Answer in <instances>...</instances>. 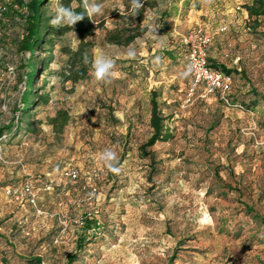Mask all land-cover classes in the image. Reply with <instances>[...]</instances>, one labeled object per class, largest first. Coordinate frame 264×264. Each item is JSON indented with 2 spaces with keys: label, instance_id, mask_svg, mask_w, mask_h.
<instances>
[{
  "label": "rangeland",
  "instance_id": "1",
  "mask_svg": "<svg viewBox=\"0 0 264 264\" xmlns=\"http://www.w3.org/2000/svg\"><path fill=\"white\" fill-rule=\"evenodd\" d=\"M2 1L0 124H16L24 120L26 89L17 49L22 10L18 0ZM253 1L160 0L142 22L154 14L158 36L145 38L146 29L117 45L106 34L132 0H90L101 7L87 38L92 56L109 53L117 75L96 84L91 68L83 81L64 80L60 44L48 71L39 69L35 86L48 98L26 119L33 129L21 125L0 139V264H65L83 233L80 218L93 215L98 225L73 264H264V224L245 206L264 217V16L249 17L245 5ZM197 27L213 36L210 60L233 70L230 95L241 106H227L216 93L202 96L200 88L186 102L192 80L180 76L188 66L181 38ZM71 33L64 43L76 47L79 36ZM130 46L135 58L125 54ZM152 89L173 137L141 150L152 132ZM59 110L70 120L56 133L49 122ZM105 149L117 153L119 173L100 162ZM67 166L78 170L77 180L63 178ZM92 169L97 191L87 200ZM26 179L37 190L36 206L6 193Z\"/></svg>",
  "mask_w": 264,
  "mask_h": 264
},
{
  "label": "trees",
  "instance_id": "2",
  "mask_svg": "<svg viewBox=\"0 0 264 264\" xmlns=\"http://www.w3.org/2000/svg\"><path fill=\"white\" fill-rule=\"evenodd\" d=\"M52 0H18L19 9L18 17L23 24V34L17 42L18 51L23 54L20 65L25 69V84L26 89L21 96V117L25 120L19 122L17 117V123L8 122L6 124H0V139L3 135L11 134L13 131H18L21 125L25 126L26 130H32L33 124L26 121L27 118L33 115V110L37 105L46 103L48 96L41 93L43 87H36L35 80L39 69L47 70L50 60L53 59V49L57 44H60V49L63 54L66 55L65 63L63 66L62 76L64 80L71 81L72 83H78L85 80L91 70V63H85L84 57L87 55L89 61L93 59L92 56V42L87 38L92 36L98 27L93 24L92 18H88L87 15L84 19L78 22L72 28L63 26L54 28L50 25L49 21L54 15L50 11ZM60 4L64 7L70 5L77 12H84L83 0H59ZM160 0H141L143 7L139 10V13L135 16L131 13L132 4H126L125 11L123 13H116V25L112 30H109L106 34V40L110 43L117 45H129L136 37L142 35L146 31V26L142 24L145 19V9L154 8L159 4ZM56 4V0H55ZM249 17H255V20L261 16H264V2L263 0H254L252 4L245 5ZM168 15L165 10L162 11L161 16ZM163 25H161L162 27ZM76 32L79 36V43L76 47L64 43V37L69 32ZM183 45V44H182ZM46 52L47 56L40 58V53ZM167 55L172 57L174 52H167ZM213 67L220 68L221 70L231 72L232 69L225 67L222 64H216L212 62ZM151 114H150V127L152 132L150 137L144 144L140 146L141 150L154 146L157 142H165L173 137L171 130L169 129L166 121L168 116L163 114L158 104L159 93L156 89L151 90ZM233 102V95L231 96ZM70 116L67 111L59 110L55 116L50 119V124L56 133H61L64 127L69 123ZM146 154L150 152H145ZM18 184V183H16ZM13 185V184H11ZM248 213L255 219L264 224V217L259 215L253 207L245 205ZM95 216H87L84 218L81 233L76 241V250L67 255L65 264H73L78 260V252L82 251L87 243L90 241L87 234L89 229L97 227ZM32 263L41 264L40 258H33Z\"/></svg>",
  "mask_w": 264,
  "mask_h": 264
},
{
  "label": "built area",
  "instance_id": "3",
  "mask_svg": "<svg viewBox=\"0 0 264 264\" xmlns=\"http://www.w3.org/2000/svg\"><path fill=\"white\" fill-rule=\"evenodd\" d=\"M7 9L5 2L0 0V22L3 20ZM212 40L213 36L203 27L191 29L182 35L181 42L186 51L187 62L193 69L190 74L192 82L187 90L186 102H192L198 88H200L202 96L216 93L227 106H241L234 104L231 100L230 94L234 84L233 73L213 67L210 63L209 50ZM97 175L98 172L95 169L88 173L87 179L90 183V188L86 194L87 200H92L95 196L97 188L92 183V180ZM62 176L66 180L75 181L78 179L79 173L77 169L67 166L62 169ZM6 193L13 201L19 204L29 203L34 206L37 205L38 193L30 179L7 186ZM85 217L87 216L80 218V224H83Z\"/></svg>",
  "mask_w": 264,
  "mask_h": 264
},
{
  "label": "clouds",
  "instance_id": "4",
  "mask_svg": "<svg viewBox=\"0 0 264 264\" xmlns=\"http://www.w3.org/2000/svg\"><path fill=\"white\" fill-rule=\"evenodd\" d=\"M84 12H77L70 5L69 7H64L60 4L59 0H56L54 15L50 19L49 23L54 28H59L67 26L72 28L78 22L84 19V16L87 15L88 18H91L94 15H97L101 12L100 5L90 2V0H83ZM143 7L141 0H132L131 13L133 16L139 13V10ZM149 23L146 25L147 32L145 33V38L155 39L158 35L156 30L159 26L155 22V15L148 16ZM75 37V33H71ZM129 58H135L136 51L133 47L125 53ZM159 58H157V61ZM85 63H91V76L93 83L96 84H107L112 81V79L117 75L115 71V61L113 57L104 51H99L95 54L94 58L89 61L87 55L84 57ZM192 66L188 65L186 69L180 73L182 78H187L192 72ZM99 160L104 165V167L113 173H119L120 168L118 167V157L117 153L112 149H105L99 154Z\"/></svg>",
  "mask_w": 264,
  "mask_h": 264
},
{
  "label": "crops",
  "instance_id": "5",
  "mask_svg": "<svg viewBox=\"0 0 264 264\" xmlns=\"http://www.w3.org/2000/svg\"><path fill=\"white\" fill-rule=\"evenodd\" d=\"M210 63H211V60H210ZM217 68V67H216ZM220 69V68H219Z\"/></svg>",
  "mask_w": 264,
  "mask_h": 264
}]
</instances>
